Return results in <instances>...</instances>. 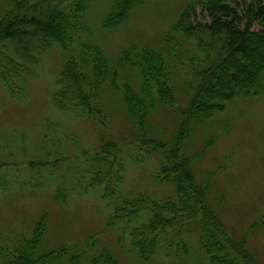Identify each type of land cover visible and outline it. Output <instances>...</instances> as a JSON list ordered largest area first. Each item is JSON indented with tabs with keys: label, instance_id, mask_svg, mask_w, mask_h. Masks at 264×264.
Returning <instances> with one entry per match:
<instances>
[{
	"label": "rangeland",
	"instance_id": "rangeland-1",
	"mask_svg": "<svg viewBox=\"0 0 264 264\" xmlns=\"http://www.w3.org/2000/svg\"><path fill=\"white\" fill-rule=\"evenodd\" d=\"M198 1L210 0H143L127 21L105 29L102 24L114 1L93 0L84 14L89 30L79 34L69 48L53 44L31 74L14 80L12 92L0 80V264L14 260L42 217L44 232L34 256L64 250L44 264H90L103 252L119 264H209L195 222L167 229L148 261H141L132 250L130 231L149 222V211L141 212L133 225H108L114 207L125 199L143 194L157 201L176 200L175 186L155 179L161 157L137 146L139 134L110 81L97 101L102 118L62 112L52 104L64 64L69 60L80 64L91 55L82 51L84 45L103 52L110 69L119 74L120 88L125 83L141 84L135 70L122 69L124 52L152 48L168 64L177 102L174 107L157 108L150 116V138L171 147L179 110L186 107L196 81L168 52L177 41L185 42L178 45L182 57L195 51L193 43L179 35L170 44L166 38L183 10ZM6 9L0 1V17ZM196 21L209 23L199 8ZM252 29L259 31L261 26L255 23ZM261 78L263 90L256 95L227 102L224 110L193 126L181 151L191 159L196 180L211 181L208 207L234 240L247 236V247L264 264V74ZM104 143L119 145L124 163L122 182L113 198L105 197L103 186L88 184L87 157L91 159Z\"/></svg>",
	"mask_w": 264,
	"mask_h": 264
},
{
	"label": "trees",
	"instance_id": "trees-1",
	"mask_svg": "<svg viewBox=\"0 0 264 264\" xmlns=\"http://www.w3.org/2000/svg\"><path fill=\"white\" fill-rule=\"evenodd\" d=\"M0 1L7 5L0 17V80L11 92L14 80L31 74L32 67L53 44L67 49L79 34L89 30L84 24V14L93 0ZM113 1V8L102 24L105 29L127 21L132 9L143 0ZM197 8L206 14L208 24L196 21ZM255 23L261 26L259 31L252 29ZM177 35L191 41L195 53L182 57L178 45L183 41H177V46L172 45L168 54L177 65L189 69L187 74L190 73L196 83L186 107L179 110L177 135L171 147L150 138V116L157 108L174 107L177 102L168 64L162 53L152 48L124 52L120 60L122 69L135 70L141 84L133 87L125 83L120 88L117 85L119 74L110 69L103 52L84 45L82 51H90L91 55L84 57L80 64L74 60L64 64L52 104L62 112L102 118L97 101L104 84L110 81L112 88L121 94L125 115L139 134L137 146L161 157L155 179L172 183L176 200L157 201L140 194L116 205L108 219L110 227L129 226L141 212L151 213L147 224L130 231L131 248L141 261H148L156 253L167 229L195 222L202 232L200 246L209 264H262L257 254L247 247V236L234 240L219 216L208 207L211 181L196 180L191 159L182 154L181 148L193 126L212 117L214 112L224 110L225 103L263 90L264 0H210L190 4L171 28L166 42H175ZM121 155L119 145L104 143L91 159L87 157L89 187L103 186L105 197L113 198L122 182ZM44 220L42 217L38 221L31 240L16 252L14 260L5 264H44L46 259L64 254L61 250L34 256L44 232ZM90 264L119 263L110 253L103 252Z\"/></svg>",
	"mask_w": 264,
	"mask_h": 264
}]
</instances>
